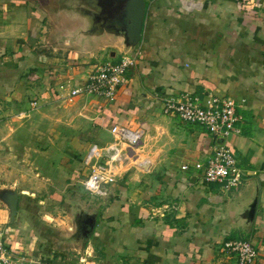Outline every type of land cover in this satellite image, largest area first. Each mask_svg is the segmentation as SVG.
Here are the masks:
<instances>
[{"label":"crops","instance_id":"obj_1","mask_svg":"<svg viewBox=\"0 0 264 264\" xmlns=\"http://www.w3.org/2000/svg\"><path fill=\"white\" fill-rule=\"evenodd\" d=\"M63 2L0 0V232L15 264H238L223 250L234 240L264 264V0H146L141 57L113 101L70 100L122 53L110 39L78 41ZM184 95L238 103L242 132L227 141L238 188L204 182L215 139L163 112ZM117 125L144 131L135 160ZM99 166L114 182L96 195L84 182Z\"/></svg>","mask_w":264,"mask_h":264},{"label":"built area","instance_id":"obj_2","mask_svg":"<svg viewBox=\"0 0 264 264\" xmlns=\"http://www.w3.org/2000/svg\"><path fill=\"white\" fill-rule=\"evenodd\" d=\"M141 53L137 47L134 51L122 54L118 62L96 64L87 82L71 91L70 100L80 95H88L113 101L118 89L127 83L126 74L137 63ZM163 112L166 115H175L185 123L202 127L215 139L216 149L206 166L203 178L206 184L218 185L223 189L242 185L244 174L238 168L233 150L227 143L231 137L241 135V126L244 123L239 105L232 97L211 95L204 99L198 95H184L179 100L166 99ZM111 133L117 135L118 143H126L127 156L135 160L144 131L132 132L117 125L111 129ZM108 150L111 152L110 160H119L121 153L118 146L112 145ZM108 174L105 166L93 168L84 182L86 190L96 195L101 193L102 185L114 182L113 176ZM223 250L233 255L238 264H255L258 258L256 247L245 240L226 241ZM16 257L14 251L5 244L0 232V264H15Z\"/></svg>","mask_w":264,"mask_h":264},{"label":"water","instance_id":"obj_3","mask_svg":"<svg viewBox=\"0 0 264 264\" xmlns=\"http://www.w3.org/2000/svg\"><path fill=\"white\" fill-rule=\"evenodd\" d=\"M66 9L79 20L77 39L81 43H93L110 39L121 53L134 51L143 38L146 16V0H64ZM113 57L116 52H112ZM11 219L17 214L18 195L10 198ZM256 202L250 207L248 219L255 215Z\"/></svg>","mask_w":264,"mask_h":264},{"label":"rangeland","instance_id":"obj_4","mask_svg":"<svg viewBox=\"0 0 264 264\" xmlns=\"http://www.w3.org/2000/svg\"><path fill=\"white\" fill-rule=\"evenodd\" d=\"M91 198H92V196H91ZM91 198H89V200L86 201V202H84V203L88 207V209H86V210H88L90 213H94L95 211H97V209H98V203H100V201L98 202V197H95V198L93 197L92 199ZM64 216H65V214H64ZM4 232H5V230H4ZM5 233H4V236H3L4 237V242H5V244L8 247H10L9 244H8V242H7V238H6ZM82 245H83V242H81L80 245H79V247H78V248H80L81 251H82Z\"/></svg>","mask_w":264,"mask_h":264}]
</instances>
